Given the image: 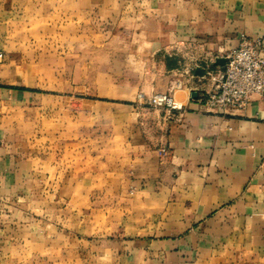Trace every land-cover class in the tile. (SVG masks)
<instances>
[{
    "label": "crops",
    "instance_id": "0c3cea01",
    "mask_svg": "<svg viewBox=\"0 0 264 264\" xmlns=\"http://www.w3.org/2000/svg\"><path fill=\"white\" fill-rule=\"evenodd\" d=\"M49 16L101 45L79 55L76 86L102 97L106 122L72 133L66 161L57 128L55 165L41 134V185L56 187L33 208L35 135L25 128L18 139L15 113L23 108L25 121L42 99L0 82V264L17 248L46 247L53 233L74 249L86 244L98 264H264V99L209 111L197 67L184 71L210 55L223 65L242 33L264 48V0H0V51L19 25ZM178 80L179 118L146 104Z\"/></svg>",
    "mask_w": 264,
    "mask_h": 264
},
{
    "label": "rangeland",
    "instance_id": "374dc122",
    "mask_svg": "<svg viewBox=\"0 0 264 264\" xmlns=\"http://www.w3.org/2000/svg\"><path fill=\"white\" fill-rule=\"evenodd\" d=\"M18 31L16 39L5 41L4 56L0 60V82H12L35 88L42 99V104L38 102L30 112L27 110L26 116L30 118L27 117L25 121L23 108L16 109L15 113L18 139H23L21 134L25 128L32 130V134L35 135L31 153V158L37 161L31 201V206L34 208L44 202L40 198L45 194L43 190L53 193L56 187L52 180H49L50 187L46 183L41 185L42 176L39 167L43 164L40 162L41 134L47 137L41 138L44 139V146L51 144L49 150L54 157L48 162L55 165L57 141L54 134L57 128L60 130L63 128L64 139H60L59 150L63 149L60 157L63 155L62 161H66L71 158V149L65 144L71 140L72 133L101 127L106 122L101 114L103 103L100 101L101 104H98V100H102V97L94 96V89L90 92L87 87L76 86L80 80L79 55L86 54L88 49L101 45L97 40L81 38L77 26L65 21L59 22L56 16H49L48 22L21 24ZM96 91L98 92V89ZM94 103L97 105L94 106ZM93 110H99L100 114L90 116L88 113H93ZM54 172L51 171L49 175L53 176ZM66 188L65 186L64 191ZM63 202V224L69 225L72 217L67 214V210L72 209L71 200ZM85 219L86 216L81 215L80 223L83 224ZM48 239L46 247L38 242L15 249L14 257L8 264H98V255H95L93 249H89L86 244L74 249L67 244L61 233H53Z\"/></svg>",
    "mask_w": 264,
    "mask_h": 264
},
{
    "label": "built area",
    "instance_id": "2783aa9c",
    "mask_svg": "<svg viewBox=\"0 0 264 264\" xmlns=\"http://www.w3.org/2000/svg\"><path fill=\"white\" fill-rule=\"evenodd\" d=\"M3 56V51H0V60ZM222 56L225 59L223 65L217 64L213 55L202 59L204 74L199 77L205 80L206 86L197 90L200 102L209 111L217 112L219 109L244 108L253 95L264 99L262 40L251 39L242 33L239 44L223 51ZM195 67H200V64H187L184 71L193 76ZM182 87L183 81L178 80L168 91L153 93L146 103L163 109L168 117L179 118L185 111V106L175 95V91Z\"/></svg>",
    "mask_w": 264,
    "mask_h": 264
},
{
    "label": "water",
    "instance_id": "95a60500",
    "mask_svg": "<svg viewBox=\"0 0 264 264\" xmlns=\"http://www.w3.org/2000/svg\"><path fill=\"white\" fill-rule=\"evenodd\" d=\"M196 73L199 74V75H202V74H204V69L203 68H200V67H197L196 68ZM192 96L193 97H196L197 96V93L196 92H193L192 93Z\"/></svg>",
    "mask_w": 264,
    "mask_h": 264
}]
</instances>
